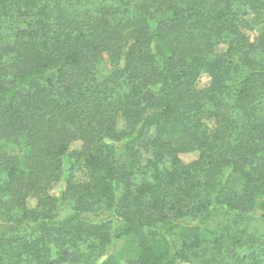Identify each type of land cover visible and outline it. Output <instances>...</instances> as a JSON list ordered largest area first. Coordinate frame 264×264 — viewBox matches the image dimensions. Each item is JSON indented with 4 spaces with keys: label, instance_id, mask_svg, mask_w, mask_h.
<instances>
[{
    "label": "trees",
    "instance_id": "1",
    "mask_svg": "<svg viewBox=\"0 0 264 264\" xmlns=\"http://www.w3.org/2000/svg\"><path fill=\"white\" fill-rule=\"evenodd\" d=\"M0 264H264V0H0Z\"/></svg>",
    "mask_w": 264,
    "mask_h": 264
},
{
    "label": "rangeland",
    "instance_id": "2",
    "mask_svg": "<svg viewBox=\"0 0 264 264\" xmlns=\"http://www.w3.org/2000/svg\"><path fill=\"white\" fill-rule=\"evenodd\" d=\"M251 39H254V36L251 37ZM105 63H103L102 67L100 68L99 73L102 75L106 72V68L104 67ZM208 83V77L203 75L200 77L197 87L198 88H203L206 84ZM213 127V125L211 124V128ZM198 154L197 152L194 153H190V154H183L180 156V159L183 163H189L193 160H195L197 158Z\"/></svg>",
    "mask_w": 264,
    "mask_h": 264
}]
</instances>
